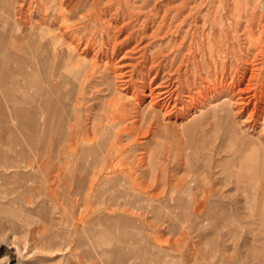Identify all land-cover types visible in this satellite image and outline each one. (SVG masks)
Masks as SVG:
<instances>
[{"label":"rangeland","instance_id":"374dc122","mask_svg":"<svg viewBox=\"0 0 264 264\" xmlns=\"http://www.w3.org/2000/svg\"><path fill=\"white\" fill-rule=\"evenodd\" d=\"M122 1L99 0L94 21L84 0H0V67L11 72V77L0 80V124L13 128L16 149H8L6 135H2L1 150L21 159L19 148L27 142V129L16 124L12 108L26 106L24 77L29 66L25 61L34 48L43 49V39L49 33L69 30L63 36L65 43L74 37L92 40L84 53H80L84 41L71 50L72 62L89 59L103 39L108 38V48L116 40L113 61L123 54V61L132 63L141 60V54L148 58L146 65L151 59L161 61L163 65L150 85L169 70L170 75L178 72L184 93L196 98L179 117H162L164 122L175 119L177 125L201 102L210 123L204 127V143L188 140L179 126L176 133L158 136L154 125L149 135H141L131 145L130 156L119 159L122 167L138 166L137 172L154 165L159 169L155 176L139 173L137 178H129L134 190L117 185L120 191L115 192L130 211L141 216V230L151 234V241L140 234L134 240V231H129L125 241L114 239L112 246H125L127 264H264V0H132L127 7ZM122 11L132 15L122 16ZM118 13L121 15L115 18ZM207 35L215 42L210 44L211 55ZM100 57H95V64L102 68L106 57ZM106 65L111 74L114 65ZM155 72L154 68L150 75ZM109 74L105 79L93 75L94 86L88 87L84 99V105L93 109H84V115L90 116L107 99ZM142 81H134L139 89L132 84L129 90H122L121 95L125 92L128 97L127 107L140 110L149 101L144 92L149 78L144 76ZM223 95L228 97L233 114L218 126L211 123L208 101ZM187 98L184 96L185 101ZM133 119L129 114L126 123ZM35 147L40 157L45 143L37 140ZM19 168L0 164V264L121 263L113 253L112 257L101 254L89 235L88 223H79L86 212L98 216L117 205L109 200L96 202L95 197L82 202L72 190L64 192L52 180L29 177L32 169L25 173V168ZM105 206L110 211H105ZM226 209L243 220L240 228H256L252 236L241 237L245 238L241 247L235 243L236 223L224 219ZM251 254L259 259L252 260Z\"/></svg>","mask_w":264,"mask_h":264},{"label":"bare ground","instance_id":"6f19581e","mask_svg":"<svg viewBox=\"0 0 264 264\" xmlns=\"http://www.w3.org/2000/svg\"><path fill=\"white\" fill-rule=\"evenodd\" d=\"M130 2H132V0L122 1L125 7H127V3L129 4ZM77 3H79V1ZM84 3H87L88 6L91 7L90 15L95 21L98 14L99 0H84ZM3 9H7V7ZM125 12L126 11H122V16L127 14ZM120 15L121 13L116 14L115 18ZM127 15L129 16L132 14L128 13ZM68 31L69 30H63L59 33H49V36L46 35L48 37L43 39L44 47L41 45L43 49L40 48L41 50L38 51L34 48L29 58L25 61L29 66V70L25 73L24 77L27 88L25 98L26 106L22 107L16 104L12 108V113L16 120V124L19 127L23 126L27 129V142L24 147L23 144L21 148H19L21 149V159L19 160H15L7 152L8 150H1L0 148V164L7 169L13 166L19 168L20 166L25 168V170L23 169L25 173L29 169H32L31 173L27 172L29 177L33 176L34 178V176H41L48 180H52V183H57L56 186L61 188L64 192L65 190H72L73 193L79 195L77 199L82 202L91 197H95L97 199L96 202L101 201L105 203L109 200L112 202L111 204L117 205L118 208L115 210L113 209L111 212H108L107 210L110 211V209L105 206L104 210L107 212L98 216H93L92 213L86 212L80 217L79 223H88L89 235L94 237V241L100 247L99 251L101 254L106 253L104 256L111 255L112 257L113 253L116 255L115 258L121 262L120 264H125L128 257L125 254V246L122 243H117L112 246V241L114 239L120 242L125 241L129 231H134L132 235L133 238L135 237L134 240L141 235V237L143 236V238L151 241V234L142 231L143 220L141 216L134 212V210L130 211L126 201H120V194H118L120 190H118L119 187L117 185H124L127 188L131 187L130 189L134 190L133 186L129 184V178H137L135 175H139V173H141L142 176L148 174L155 176L159 167L154 165L150 169H142L140 172H137L139 171L138 166H132V164L128 167H122L121 163H119V159L129 155L128 153L131 149V145L137 143L141 135H149L154 125L158 128V136L176 133V126H179L182 128L183 134L188 140L204 143V127L210 122L205 116L207 110L201 102L200 105H196L195 111L190 116L185 117L184 120L182 119V122L180 121L177 125L175 119L172 120L171 123L163 121L162 117H168L170 114L174 117H179L184 113V110L188 108L189 103L196 98L191 95L190 92L184 93L181 88L180 74L178 72L175 73L176 75H170L171 73L168 74L169 70L167 73L163 74L159 81L150 85L153 80H156L157 71L159 67L161 68L163 65L161 61L151 59V63L146 65L148 63V58H145L142 54V59L136 63L123 61L125 60L123 59L125 58L124 54L113 61L114 57L112 54L116 49L117 41L114 40L110 48H108L106 46V44H109L107 38L103 39L89 59L79 58L77 61L72 62L73 56H71V50L77 49L78 45L84 41L82 46H80V53H84L93 45V42L89 38L82 40L74 37L71 40L67 39V43H65L63 36L66 35ZM127 36L129 37L130 35ZM74 40L76 43H73ZM211 41V37L207 35L205 42L210 55L213 50V46L210 44L215 43ZM59 46L61 47L59 48ZM206 46L200 48H203L201 52H204ZM128 50H125V53H127ZM96 53L97 55H95ZM98 54H100L101 57H106L101 64L102 68L97 67L95 64V57L98 56ZM202 57L204 56L202 55ZM108 63L114 65L111 74L104 68ZM154 68L156 72L150 75L151 70ZM10 73L0 67V80L11 77ZM96 73L104 79L108 77V74L110 75V79L106 81V83L104 82L106 84L105 94L107 95V99L104 101L102 100L103 102L100 104L99 109L92 111L90 116L89 113H85L86 115H84V109H93L91 106L88 107L84 105V99L85 94L89 92L88 87L94 86L92 85L94 81L93 75ZM144 76L149 78L147 92L144 91L145 94L149 96V101L140 110L136 109L134 106L127 107L126 99L128 97H125V92L121 95L122 90H129L132 84L135 89H139L138 85L134 84V81L143 82L142 79ZM172 76H175L174 79H172ZM138 77L142 79H138ZM115 89H118L121 93L114 92ZM130 96L131 95H129V97ZM184 96L189 98L185 101ZM16 102L17 100H15V103ZM239 102L241 103L244 101ZM208 105L212 109L211 117L213 119L211 123H214V125L218 124L219 126L220 120L225 119L226 121L231 118L233 114L229 106V99L226 95L208 101ZM129 114H131L134 119L131 120L130 123H126ZM0 115H3L1 111ZM136 115L139 116V118L137 117V119H135ZM136 121L138 122L137 124ZM38 125H40V128ZM209 126L211 125L209 124ZM5 130L8 131L7 134H3ZM2 135H6L5 145L7 148L15 152V134L13 128H6L0 124V138L3 137ZM1 140L3 139H0V141ZM37 140H41L45 143L40 157L35 154ZM123 140H127V142L124 143ZM27 151L30 155L24 157L23 154H27ZM172 185L175 187L174 183ZM50 186H52L50 188L53 190V185ZM197 197H199V195ZM130 206L136 208L133 203ZM73 207L76 208V203ZM223 216L225 220L236 223V234L239 238L237 236V241L235 243L238 244V246L240 244L239 247H241L244 241L243 239H245H241V237L245 234L250 235L256 228L250 227L248 229L249 231L240 228L243 220H239L240 218L238 219L237 216H233L232 212L227 209L225 213H223ZM158 218L159 217H157V219ZM167 229H169V227H167ZM218 253L220 254V252ZM249 257H252V260L259 259L257 254H251ZM238 258L241 259L239 254Z\"/></svg>","mask_w":264,"mask_h":264}]
</instances>
